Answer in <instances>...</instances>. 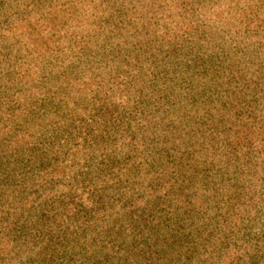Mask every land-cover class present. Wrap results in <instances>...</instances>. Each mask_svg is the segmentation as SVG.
<instances>
[{
    "label": "rangeland",
    "instance_id": "rangeland-1",
    "mask_svg": "<svg viewBox=\"0 0 264 264\" xmlns=\"http://www.w3.org/2000/svg\"><path fill=\"white\" fill-rule=\"evenodd\" d=\"M88 1L0 0V57H8L9 42L3 34L12 22L31 17L34 20L46 19L50 13L57 12L60 18H64L63 25L70 36L87 34L91 41L85 48V63L81 65L84 70L82 73L89 82L79 100H87L92 95L89 88H96L102 99L109 98L117 106L122 103L128 105L125 113V120L130 123L128 126L118 120L125 106L114 107L112 111L109 110L111 117L104 124L106 135L100 140L102 149L91 151V142L86 144L83 150L86 155L82 158L93 170L85 176L102 178L104 165L112 161L113 166L108 172L111 176L116 175L112 180L117 182L122 176L117 173V166L135 162V155L141 151L147 159L146 165H141V170L145 172L146 169L148 181H157L161 169L159 163L153 162V153L157 150L155 138L160 137L159 125L150 111L155 116L161 112V116H165L167 111L176 108L177 119H168L170 114L164 122L167 126L186 129L182 121L198 116L194 108L187 107L189 103L195 102L192 99L195 85L200 78L208 77L210 130L226 149L222 156H211V175L214 174L216 181L225 179L223 184L230 183L236 175H240V184L244 185L246 196L251 199L257 196L254 207L252 202L245 207L247 210L241 214L239 223L235 224L233 216H229L230 221L200 229L198 234L207 238L208 249L203 254L195 255L197 246L189 244L179 250L182 253L178 258L176 247L179 244H174V241L168 244L169 241L163 240L169 230L166 227L160 230L153 228L145 229L135 242L146 238V253L129 256L128 263L168 264L170 259L176 258L173 264H262L264 74L253 70L264 63V39L261 38L264 35V9L258 7L257 0H100L103 8L99 27L94 20L86 22L82 15ZM74 4L81 9L75 18L67 14V8ZM246 5L253 20L245 19L242 15ZM249 33L251 35L248 37ZM127 42L131 46L125 45L122 48L124 50L112 45H124ZM72 43L69 48L78 51L79 44ZM65 45L69 44L65 42ZM126 50L129 52L126 53ZM205 59L207 61L204 63ZM257 74L262 77H256ZM242 86L255 90L245 91L248 94L247 107L240 110V92H244ZM24 92L15 83H0V144L6 145V150L0 153V161L14 168L13 175L18 178V184L23 179L29 183L30 189L37 192L38 187L35 185L38 179L25 178L30 176L26 174L29 161L33 168L38 162L47 163L48 159L46 156L41 161L33 162L35 148L37 151L40 149V156H45L43 147L53 148L58 143L68 142L75 145L78 140L73 136L78 132L67 128L62 137L49 136L51 115L45 107L60 104L63 97L60 91L51 87ZM133 95H139L147 108L141 103L137 104V98ZM156 95H165L168 102H172L166 107L167 111L151 97ZM24 101L29 111L26 116L19 112L20 104ZM177 110L172 114H176ZM58 113H62L61 110ZM66 115L68 113L62 114ZM14 138H21V141L15 145L17 141ZM57 160L67 165L70 163L61 155L57 156ZM80 165L78 163L76 168L81 173L88 170V167L84 170ZM235 166L239 167V171ZM140 174L137 176L140 177ZM48 181L53 190L59 189L61 193L67 183L62 177H52ZM151 208L154 216H161L168 210L162 203L154 204ZM157 209L162 212H155ZM223 212L214 211L211 224ZM102 244L100 240L93 247L89 243L85 244L83 250L78 251L79 255H73L72 261L79 263L83 259L81 256L86 254L91 259L83 264H92L95 260L99 263L103 255L100 252L94 255V252L99 249L106 251L108 243L101 247ZM132 256H138V259ZM199 258H203V261H198Z\"/></svg>",
    "mask_w": 264,
    "mask_h": 264
},
{
    "label": "trees",
    "instance_id": "trees-1",
    "mask_svg": "<svg viewBox=\"0 0 264 264\" xmlns=\"http://www.w3.org/2000/svg\"><path fill=\"white\" fill-rule=\"evenodd\" d=\"M257 5L264 9V0H257ZM102 8L103 2L100 0L86 2L82 14L86 22L94 20L100 27ZM248 8V5L244 6L242 15L245 19L253 20ZM68 13L75 18L81 9L74 4L67 8ZM64 23V18L53 12L46 19L34 20L31 17L12 22L3 34L9 42V53L8 57H0V83H15L23 92L51 87L60 91L63 94L60 104L45 107L51 115L49 136L62 137L70 128L78 132L73 136L78 142L75 145L57 142L53 148L43 147L45 156H40V149L37 151L35 148L33 162L41 161L46 156L48 159L47 163L38 162L33 168L29 161L26 174L30 176L25 175V178L38 179L35 185L38 187L37 192L30 189L29 183L23 179L18 184V178L13 175L14 168L0 161V264H83L91 257L80 255L83 259L75 263L72 261L73 255L82 251L87 243L93 247L98 240L103 243L101 247L108 243L107 250L95 251L94 255L100 252L103 257L99 263L95 260L92 264H102L101 261L103 264H129V256L146 253V238L142 237V241L135 243L142 236L141 233L145 229L160 230L164 227L169 232L163 240L169 241L168 244L173 241L179 244L176 247L178 258L182 253L179 250L189 244L197 246L195 255L203 254L208 248L207 238L198 234L202 227H216L218 223L230 221L229 216H233L235 224L239 223L241 214L247 210L245 207L251 202L254 207L257 202V196L253 199L246 196L244 185L240 184V175L226 184L222 182L225 179L216 181L214 174L211 175V156H222L226 149L212 135L209 126V78H200L195 85L192 97L195 102L189 103L187 107L194 108L198 116L183 120L187 126L184 130L167 126L164 122L167 115L171 114L168 119L178 117L176 108L166 110L172 102H168L165 95L151 96L158 106L167 111L165 116H161L162 112L155 116L149 110L159 125L160 137L155 138L157 150L153 153V162L159 163L161 169L157 181H148L146 169L145 172L141 170V165L147 162L141 151L135 155V162L117 166V173L122 174L117 182L112 180L116 175L111 176L108 172L113 166L112 161L104 165L102 178L94 175L86 177L93 170L82 158L86 155L83 153L86 144L91 142V151L102 149L100 140L106 135L104 124L111 117L109 110L112 111L114 107L125 106L118 120L128 126L130 123L125 120L128 105L122 103L117 106L109 98L102 99L96 88H89L92 95L87 100H79L89 82L82 73L84 70L81 65L85 63V48L91 41L87 34L70 36ZM261 38L264 39V35ZM65 42L69 45H65ZM72 42L79 44L78 51L69 48ZM127 44L131 46L128 42L124 45L112 43L113 46L121 47V50ZM253 71H260L263 75L264 63ZM241 89L244 92H240V110H243L248 103L245 91L255 89L243 86ZM133 97L137 98V104L141 103L147 108L139 95ZM27 106L25 101L20 104L19 112L23 116L29 113ZM58 110L62 113H58ZM175 110L176 114H172ZM63 113L68 115L62 116ZM14 139L17 141L15 145L21 141V138ZM160 141L163 143L159 146ZM4 150L6 145L0 144V153ZM58 155L71 164L60 163ZM78 163L84 170L88 167V170L81 173L76 168ZM235 169L239 171V167L235 166ZM140 172L141 176L138 177ZM52 177L67 180L62 193L49 186L48 179ZM158 203L168 210L161 216H154L151 207ZM216 210L225 212L220 213L216 222L211 224ZM155 212L162 211L157 209ZM132 257L138 259V256ZM202 259L198 261L202 262ZM174 260L176 258L170 259L168 264H173Z\"/></svg>",
    "mask_w": 264,
    "mask_h": 264
}]
</instances>
